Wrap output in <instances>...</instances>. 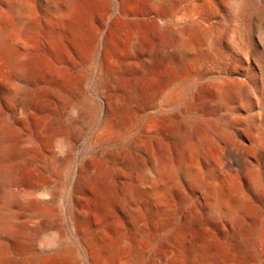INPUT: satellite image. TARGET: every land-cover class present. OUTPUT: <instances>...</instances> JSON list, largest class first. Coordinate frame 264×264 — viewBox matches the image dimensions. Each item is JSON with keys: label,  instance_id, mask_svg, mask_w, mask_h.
<instances>
[{"label": "bare ground", "instance_id": "6f19581e", "mask_svg": "<svg viewBox=\"0 0 264 264\" xmlns=\"http://www.w3.org/2000/svg\"><path fill=\"white\" fill-rule=\"evenodd\" d=\"M68 1L65 9L43 16L52 40L56 41L62 31L73 42L77 40L98 7L96 4L93 9L85 0ZM95 1L90 4L95 5ZM147 2L150 6L146 23L131 32L128 43L129 55L140 62L127 68L122 80L124 94L113 96L96 135L98 143L128 136L133 139L127 141L122 151H98L90 158L85 156L76 170L69 206L77 247L67 243L65 231L60 229L64 225L54 206L57 199L53 184V178L68 177L71 173L73 151H51L46 134L48 121L33 118L40 110H58L63 101L58 85L49 90L53 105L37 89L38 73L29 62L28 52L36 43L39 22L36 24L31 18L18 22L20 25L17 29L13 27L11 35L8 29L0 27V53L8 58L15 77L10 84L12 89L7 94L0 90V97L8 106L19 107L14 109L22 121L32 122L38 137L25 148L18 146L15 135L0 115V264H264V229L254 242L253 227L246 222L250 205L229 193L220 176L214 179L206 172L204 152L181 151L197 134L196 123L170 116L142 123L134 103L140 84L146 87L172 68L175 60L180 68L192 67L196 52L191 34L186 36L184 28L175 27L169 20L179 0ZM232 2L240 12L248 11L253 4V0ZM159 17L165 19L162 25L157 22ZM251 32L248 30V37ZM256 63L264 80V48ZM244 83L235 88L210 84L211 102L220 104L230 88L242 97H249L250 91ZM179 92V89L170 90L165 97L166 105L178 100ZM81 99L88 102L85 94ZM207 103L204 98H198L189 110L202 113ZM88 109L93 118L95 110L90 104ZM68 119L74 129L82 122L80 114L75 117L74 112ZM152 147H170L171 151H151ZM28 152L33 158L25 162ZM237 154L233 162L236 168L232 171H236V176L247 174L254 195L262 198L257 174L248 169L246 157ZM217 162L223 169L222 163ZM25 213L30 215L31 239L18 259V245L27 230L26 223L20 220ZM41 233L45 234L42 238Z\"/></svg>", "mask_w": 264, "mask_h": 264}, {"label": "rangeland", "instance_id": "374dc122", "mask_svg": "<svg viewBox=\"0 0 264 264\" xmlns=\"http://www.w3.org/2000/svg\"><path fill=\"white\" fill-rule=\"evenodd\" d=\"M54 1L0 0L2 22L0 27L8 29L11 35V31L17 29L16 27L25 19L31 18L36 24L39 22L36 37L39 40L35 41L28 52L29 62L33 63L31 64L38 73L37 89L45 93L49 98V104L53 105L49 90L58 85L59 90H62L63 101L58 110H40L33 118L37 121H48L46 134L51 151H73L74 163L71 173L68 177L53 178V184L58 188L57 190L54 187L57 199L54 206L59 211L60 221L64 225L60 229L65 231L67 243L77 247L69 206L73 177L85 156L90 158L98 151H122L127 141L133 139V136H128L126 139L110 143H98L96 135L105 119L108 105L113 102V96L118 98L124 94L122 80L127 68L140 62L129 55V36L133 30L144 26L150 5L147 0H97L95 5L90 4L92 0H85L92 8L98 7L93 8V20L85 23L83 35H79L73 42V39L63 31L56 41L49 36L45 17L69 5L68 0ZM179 2L169 20L175 23V27L184 28L182 31L186 36L191 34L189 37L194 41L196 48L194 65L183 69L175 60L172 68L158 75L149 83L150 85L143 87L140 84L134 103L137 105L136 109L139 110L143 125L156 117L168 116L184 117L196 123L197 134L193 136L190 144L182 147L181 151L204 152L206 158L203 159V167L206 172L214 179L220 176L229 193L237 195L250 205L251 211L246 217V222L253 227L252 238L255 242L264 229V80L260 78V66L256 63L263 56L264 0H253L252 7L244 12L238 11L232 0H179ZM192 12L197 16L189 19ZM164 21L163 17L157 18L160 25ZM248 30L252 31L249 37ZM4 57L3 53H0V90L7 94L12 89L10 84L15 77L10 70L8 58ZM238 80L241 84L247 81L244 84H247L250 91L249 97H242L231 89L241 85L237 83ZM221 83L230 86L231 90H228L220 106L211 102L208 87L210 84L217 87ZM177 89L180 90V98L174 102L175 104L166 105L167 93ZM82 94L87 96L89 103L81 99ZM198 98H204L208 102L206 109L202 113L190 112L189 107L194 105ZM88 104L95 110L93 118H90ZM15 107L19 108L17 105ZM14 108L8 106L0 97V115L15 135V143L25 148L34 140L37 141L36 127L32 122L22 121ZM72 108L75 117L80 114V120L82 119L77 126L78 129H74L68 119L73 113ZM163 150L171 151V148L151 149ZM129 151L134 149L129 148ZM236 153L238 156L240 154L245 156L248 169L257 174L258 183L263 190L262 198L254 195L253 184L248 181L247 174L236 176V171H232L236 168V164L233 163ZM31 158L33 154L28 152L24 160L28 162ZM217 161L222 163L223 169ZM20 220L26 223L27 230L23 241L18 245V259L22 257L24 248L28 247L31 239L30 215L25 213ZM44 235L41 233V238Z\"/></svg>", "mask_w": 264, "mask_h": 264}]
</instances>
